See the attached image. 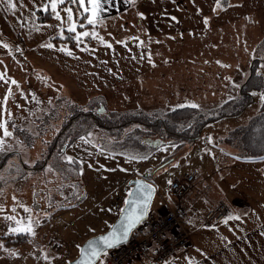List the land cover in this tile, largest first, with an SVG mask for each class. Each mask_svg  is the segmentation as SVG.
Listing matches in <instances>:
<instances>
[{
	"label": "rangeland",
	"instance_id": "1",
	"mask_svg": "<svg viewBox=\"0 0 264 264\" xmlns=\"http://www.w3.org/2000/svg\"><path fill=\"white\" fill-rule=\"evenodd\" d=\"M237 5L236 9L228 11H233L235 16H226V21L218 25L215 19L203 32L186 33V36L145 35V38L113 43V48L106 42L101 46L99 44L108 36L122 40L129 37L128 32L131 31L126 28L122 33L115 32L118 29L113 32L109 22L96 23L92 27L86 24L81 30H74L71 36L67 35L70 33H61L63 41H56L57 45L46 43L44 50H27L16 42L0 38L4 46L1 57L9 63L5 65L3 61V67L0 66V152L20 151L28 165L38 160L54 133L41 137L32 149H26L21 147L23 144L14 134L15 130L22 127L32 132L39 125L37 119H43L42 113H48L61 95H71L81 103L91 98L87 95L100 96L98 100L103 102L100 108L105 111L133 108L138 103L147 108H171L195 102L214 106L234 97L248 66V60L233 58L237 55L235 44H238L242 34L247 36L249 43L264 35V10L260 19L254 12H235L240 7L239 3ZM249 15L255 18L247 21L246 16ZM81 19L82 14L79 13L77 22L82 23L84 19ZM89 39L98 48L82 52L79 57L112 60V66H100L98 74L87 73L88 69L80 64L77 68V51L84 50L90 43ZM48 45L56 49H50ZM8 52L14 55L18 52L22 57L14 60ZM175 56L179 57L178 61ZM204 57L211 58L210 66L201 62ZM218 58L234 61L229 67L228 63L223 65L224 62H221L220 65L225 67L220 68L215 64ZM94 70L92 68L90 72ZM258 72L264 75V62L259 64ZM253 95L254 102L242 114L207 125L198 140L176 154L172 145H164L149 158L140 160L100 149L97 144L102 132L92 134L93 142L87 138L79 139L69 147L66 156L81 164L86 198L65 210L57 212L56 206L71 204L67 200L77 198V188L74 190L63 182L53 168L49 166L32 173L18 172V166H12L17 167V172L8 174L6 178L0 176V263L51 264L61 256L57 252L59 248L53 247L59 244L60 239H64L66 245L77 238L79 244L107 231L119 215L123 197L125 200L130 191L128 183L132 176L152 172V169L151 181L165 201L178 196L172 191L175 181L183 182L187 176L193 175L195 180L191 183V192L181 197L180 203L175 206L182 209L197 206L201 201L197 190L202 192L207 186L203 175H209L212 181L218 182L216 172L223 169L224 173L225 170L219 161V157L225 158V152L218 150L221 146L219 139L248 123L261 111L264 95L258 91ZM56 124L55 132L61 121ZM107 140L103 139L101 143L106 145L104 141ZM158 195L151 211L157 199L164 203ZM43 217L48 222L46 231L40 223ZM29 228L31 231H28ZM17 233H27L29 242L20 248L6 246L3 237ZM48 233L51 237L43 239ZM54 239L57 242L54 241L51 248L49 243Z\"/></svg>",
	"mask_w": 264,
	"mask_h": 264
},
{
	"label": "crops",
	"instance_id": "2",
	"mask_svg": "<svg viewBox=\"0 0 264 264\" xmlns=\"http://www.w3.org/2000/svg\"><path fill=\"white\" fill-rule=\"evenodd\" d=\"M220 1L96 0L94 4L91 0H83V4H81L80 0H15L16 6L13 8L8 0H0V37L7 41L16 42L27 50H44L45 46L43 45L46 43L52 42L57 45L55 44L56 40L63 41L60 37L61 33L64 35L70 33L67 35L71 36L77 29L81 30L82 26L86 24L87 27H92L96 23L109 22L113 32L118 29L115 32L120 31L122 33L126 28L131 31L128 32L130 36L121 37L122 40L108 36L104 38L105 41L102 40L99 44L101 46L102 43L106 42L113 48V43H125L136 37L141 39L145 38V35L171 36L173 34L188 35L186 33L203 32L210 27L211 21L217 19L218 25L226 21V16H235L233 11L229 12L236 9L238 3L240 7L235 12L243 11L245 14L248 11L254 12L260 19L261 12L264 10V0H231V5L221 10L219 8ZM53 3L56 4L55 9L52 8ZM68 10H71V14ZM39 11L51 12L50 21L40 22L38 19ZM77 11L83 16L82 23L77 22ZM53 27L54 30H52ZM2 41L0 39V60L2 61L0 66L3 67V61L5 65L9 63H7L6 58L1 57V48H4ZM89 41V45L83 48L84 50L77 51V58H79L77 59V68L80 64L83 68L88 69L86 70L87 73L98 74L99 67L112 66L110 65L112 60H104L102 57L99 59V57L94 56L79 57L82 52H91L98 48L92 44V39ZM50 49L56 48L50 47ZM9 55H12L13 59L16 60V54L9 53ZM92 68L95 69L94 72H90ZM1 74L2 71H0ZM77 77H79L78 70ZM93 95L87 96L93 97ZM220 145L221 148L218 147V150L225 152L223 155L225 158L219 157V161L225 167L224 173L223 169H221L222 172H216L215 179L218 182L212 181L209 175H203V182L205 180L207 186L202 192L197 190L198 195H201V201L197 206L192 205L183 209L186 213L185 226L192 232L191 244L161 264H264V157L243 160L237 158L228 146ZM144 173L132 177H141ZM158 194L157 191L156 196ZM159 195L162 197L161 194ZM124 197L121 201L122 205ZM161 199L164 200L163 197ZM172 199L171 201L164 200V203L157 199L152 212L163 214L169 209L178 208L175 205L180 203L181 197L173 196ZM219 203H226L229 206V217L219 225L210 228L204 227V214ZM43 219L45 218L40 219L42 220L40 223L46 231L48 222H44ZM43 237L45 239L51 236L48 233ZM54 241L57 242L55 239L51 241L50 247L53 246ZM84 242L85 240L77 244V238H74L72 243L65 245V240L60 239L59 244L53 247L59 248L56 251L61 256L51 264L69 263L78 255ZM153 255L154 249H150L143 256L133 259L129 264H157L153 261ZM107 258L108 255L102 257L98 264H106Z\"/></svg>",
	"mask_w": 264,
	"mask_h": 264
},
{
	"label": "trees",
	"instance_id": "3",
	"mask_svg": "<svg viewBox=\"0 0 264 264\" xmlns=\"http://www.w3.org/2000/svg\"><path fill=\"white\" fill-rule=\"evenodd\" d=\"M229 5H231V0H221L219 8L221 10ZM73 6L75 7V5ZM77 14H79L78 11ZM51 15L49 11H39L38 19L40 22H48ZM254 18V15L246 16L247 21ZM238 41V44H235L237 47L234 46L237 55L233 58L239 57L243 61L248 60V66L234 97L222 100L221 103L214 106L195 102L174 105L171 108L164 106L147 108L138 103L133 108L105 111L100 108L103 103L98 100L100 96H93L85 103H81L71 95H61L55 100V105L50 107L48 113H42L43 119H37L39 125L32 132H28L29 130L22 127L16 128L15 133L13 132L23 144L21 147L26 149H32L38 139L49 133H54L50 141L46 142V150L40 158L32 165H28L24 162L20 151H1L0 176L6 178L8 174L17 172L15 171L17 167L12 166H18L20 169L18 172L32 173L50 166L63 182L68 183L74 190L77 188V198H74L75 200L66 199L71 204L57 205L58 212L77 205L86 198L81 164L66 156L69 147L81 138H87L93 142L92 134L102 132V136L99 137L100 143H96L100 149L110 154L140 160L149 158L164 145H172L175 154L178 153L198 140L207 125L242 114L254 102V92L258 91L264 95V75L258 72L259 64L264 62V35L249 43L250 40L247 36L242 34ZM16 57L22 56L17 52ZM175 58L177 61L179 60L178 56ZM225 59H215L217 61L215 64L220 68L225 67L220 65L221 62H224L223 65L228 63V67L232 65L234 60L229 58L225 61ZM201 62L210 66L212 60L209 57H204ZM185 63L188 65L187 61ZM61 114H63V118H61ZM60 121V127L55 132L56 123ZM34 132L37 135L34 136ZM103 139L107 140L104 141L106 145L101 143ZM166 141L168 142L164 144ZM154 142L161 144L154 145ZM219 142L232 149L237 158L249 160L264 157V105L261 111L248 123L229 131L219 139ZM147 172L149 173L148 178L151 180L152 172ZM43 220L47 221V219ZM29 239L27 233L3 237L4 244L11 248L23 247L29 242Z\"/></svg>",
	"mask_w": 264,
	"mask_h": 264
},
{
	"label": "built area",
	"instance_id": "4",
	"mask_svg": "<svg viewBox=\"0 0 264 264\" xmlns=\"http://www.w3.org/2000/svg\"><path fill=\"white\" fill-rule=\"evenodd\" d=\"M194 176L189 175L183 182L175 181L172 191L184 197L191 192ZM230 214L226 203H219L206 211L203 226L210 228L223 223ZM185 211L178 207L163 214L150 212L147 220L132 234L128 243L111 250L106 264H129L133 259L154 249L153 261L164 263L177 252L191 244L192 232L185 226Z\"/></svg>",
	"mask_w": 264,
	"mask_h": 264
},
{
	"label": "water",
	"instance_id": "5",
	"mask_svg": "<svg viewBox=\"0 0 264 264\" xmlns=\"http://www.w3.org/2000/svg\"><path fill=\"white\" fill-rule=\"evenodd\" d=\"M160 144L154 142V145ZM128 185L130 191L117 219L107 231L88 238L77 257L67 264H98L106 253L128 243L132 234L147 220L156 196V186L148 178V173L131 179Z\"/></svg>",
	"mask_w": 264,
	"mask_h": 264
},
{
	"label": "snow or ice",
	"instance_id": "6",
	"mask_svg": "<svg viewBox=\"0 0 264 264\" xmlns=\"http://www.w3.org/2000/svg\"><path fill=\"white\" fill-rule=\"evenodd\" d=\"M8 2L11 4V6L13 7V8H15V6H16V4H15V0H8ZM91 2L92 3H96V0H91ZM80 3L81 4H83V0H80ZM52 8L53 9H55L56 8V4L55 3H53L52 4ZM69 11V14H71V10H68ZM89 23H91V21H89ZM75 29H73V31H74ZM84 35H87V33H84ZM8 133H7V131L5 130V135H7ZM28 231H31V228H29L28 229Z\"/></svg>",
	"mask_w": 264,
	"mask_h": 264
}]
</instances>
